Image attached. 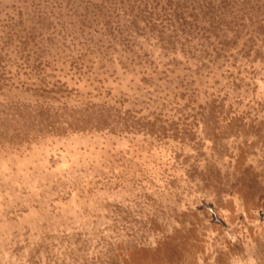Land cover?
<instances>
[{
  "label": "rangeland",
  "instance_id": "rangeland-1",
  "mask_svg": "<svg viewBox=\"0 0 264 264\" xmlns=\"http://www.w3.org/2000/svg\"><path fill=\"white\" fill-rule=\"evenodd\" d=\"M0 264H264V0H0Z\"/></svg>",
  "mask_w": 264,
  "mask_h": 264
}]
</instances>
